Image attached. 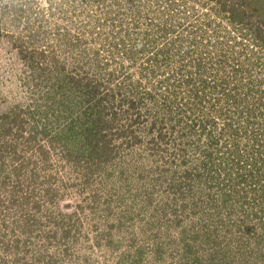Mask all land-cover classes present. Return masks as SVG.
I'll return each instance as SVG.
<instances>
[{
	"label": "rangeland",
	"instance_id": "rangeland-1",
	"mask_svg": "<svg viewBox=\"0 0 264 264\" xmlns=\"http://www.w3.org/2000/svg\"><path fill=\"white\" fill-rule=\"evenodd\" d=\"M262 148L264 0H0V264H264Z\"/></svg>",
	"mask_w": 264,
	"mask_h": 264
},
{
	"label": "trees",
	"instance_id": "trees-1",
	"mask_svg": "<svg viewBox=\"0 0 264 264\" xmlns=\"http://www.w3.org/2000/svg\"><path fill=\"white\" fill-rule=\"evenodd\" d=\"M228 42V41H227ZM223 42H221L220 44H222ZM239 45V43L238 42H236V43H234V45L233 46H235V45ZM219 45V44H218ZM225 45H227V47H226V51H229V49L231 50L232 48L229 46V44L227 43V44H225ZM223 47H225V46H223ZM235 59V58H234ZM228 61H231V60H229L228 59ZM200 68V67H199ZM186 83H188L187 81H186ZM187 86H191L190 84L189 85H187ZM194 85H192V87H193ZM88 87H89V89H88V91H87V93H88V95L90 96V98H92V97H94L95 96V93H96V90H97V86L96 85H92V86H90V84L88 85ZM234 87H237V86H234ZM238 88V87H237ZM236 90H238V89H236V88H233L232 89V93L229 95V94H227V93H229L230 91H227V92H224L225 94H224V96L225 97H227L226 99L228 100L231 96H232V98H233V96L235 95V91ZM169 95H166L165 96V101H169V97H168ZM97 101H99L98 102V105L99 106H101L102 107V109L104 110V108H103V106H102V104H103V98L101 99H98ZM131 102H130V106L131 105H135L136 106V104H137V101L134 99V100H130ZM186 105V104H185ZM185 105H183V106H185ZM188 106H191V104L189 105V104H187ZM100 107V108H101ZM182 107V106H181ZM262 152H264V148H262V150H261Z\"/></svg>",
	"mask_w": 264,
	"mask_h": 264
}]
</instances>
